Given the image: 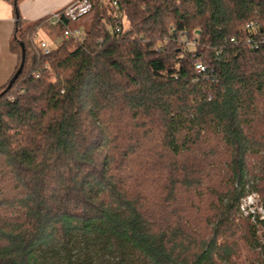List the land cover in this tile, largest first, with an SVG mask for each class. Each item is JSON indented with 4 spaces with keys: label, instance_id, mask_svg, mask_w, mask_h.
<instances>
[{
    "label": "trees",
    "instance_id": "trees-1",
    "mask_svg": "<svg viewBox=\"0 0 264 264\" xmlns=\"http://www.w3.org/2000/svg\"><path fill=\"white\" fill-rule=\"evenodd\" d=\"M18 2L9 49L23 66L0 87V264L251 258L255 223L235 215L247 193L264 199V45L243 26L264 36V0H91L78 38ZM40 29L62 39L49 55Z\"/></svg>",
    "mask_w": 264,
    "mask_h": 264
},
{
    "label": "crops",
    "instance_id": "crops-1",
    "mask_svg": "<svg viewBox=\"0 0 264 264\" xmlns=\"http://www.w3.org/2000/svg\"><path fill=\"white\" fill-rule=\"evenodd\" d=\"M72 1L74 0H19L18 11L23 19L35 22L42 18H48L53 12L62 11ZM12 2L13 0H0V87L13 74L17 64L16 55L9 49V42L12 38L14 27ZM41 30L38 31V34ZM40 39L50 42L49 39Z\"/></svg>",
    "mask_w": 264,
    "mask_h": 264
},
{
    "label": "built area",
    "instance_id": "built-area-1",
    "mask_svg": "<svg viewBox=\"0 0 264 264\" xmlns=\"http://www.w3.org/2000/svg\"><path fill=\"white\" fill-rule=\"evenodd\" d=\"M115 3V2H114ZM92 3L91 0H74L70 2L68 5L64 7L62 11L53 12L49 15L47 18L48 22L51 25L56 24L61 19H67L68 21H76L80 17H83L88 14L89 10L91 9ZM259 27V24L256 20H249L247 21L244 26L243 30L246 32L245 42L253 48H257L259 46L264 45V36L258 35L255 36L257 33V29ZM82 34V30L79 28H65L63 30V37L64 38H78ZM182 40L185 41V45L192 46L196 42V39L198 37V34L194 31L193 37L190 40H186L184 38V34H181ZM231 41H234L233 38H231ZM37 51L41 55H49L52 51L56 49V44L51 42H47L45 40L38 41L36 45ZM194 68L197 72H204L205 67L201 61L200 57H196L193 60ZM37 76V74H36Z\"/></svg>",
    "mask_w": 264,
    "mask_h": 264
},
{
    "label": "rangeland",
    "instance_id": "rangeland-1",
    "mask_svg": "<svg viewBox=\"0 0 264 264\" xmlns=\"http://www.w3.org/2000/svg\"><path fill=\"white\" fill-rule=\"evenodd\" d=\"M69 27L78 26L80 30L83 29V27L86 24L85 17H80L76 21H68L67 22ZM196 32V30H195ZM197 33V32H196ZM198 34V33H197ZM38 38H44L49 39L46 31L41 30L38 34ZM61 37L58 38L56 41H52L53 43H59L61 42ZM51 43V40L50 42ZM262 196L259 194V192L252 191L250 193H247L244 197L241 198L239 203V212L236 213L235 217H240L239 219H247L250 223H255V234L257 237L258 245L256 247H249V250L255 255L251 256V258H246L245 253L242 252V255L240 256L241 262L243 261V264H264V222H259L254 217V214L258 213L259 219H264V209L261 206V203L263 202ZM253 215H250V214ZM250 242V241H249ZM219 264H226L225 261L220 262Z\"/></svg>",
    "mask_w": 264,
    "mask_h": 264
},
{
    "label": "water",
    "instance_id": "water-1",
    "mask_svg": "<svg viewBox=\"0 0 264 264\" xmlns=\"http://www.w3.org/2000/svg\"><path fill=\"white\" fill-rule=\"evenodd\" d=\"M64 21L65 22H68L67 19L64 18ZM196 32L199 34L200 33V30L199 29H196ZM22 66H23V63L21 62L19 67L16 69V71L14 72L12 78L10 79L8 85H7V88L11 86V84L14 82V80L18 77V75L21 73V70H22Z\"/></svg>",
    "mask_w": 264,
    "mask_h": 264
}]
</instances>
